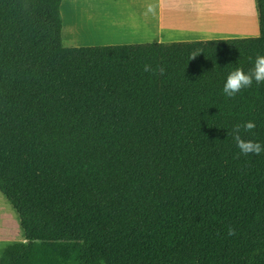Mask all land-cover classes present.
Wrapping results in <instances>:
<instances>
[{"label": "trees", "instance_id": "obj_1", "mask_svg": "<svg viewBox=\"0 0 264 264\" xmlns=\"http://www.w3.org/2000/svg\"><path fill=\"white\" fill-rule=\"evenodd\" d=\"M62 1L0 0V193L24 235L0 264H264V151L232 135L254 121L264 145V83L222 91L264 55V0L255 37L80 47Z\"/></svg>", "mask_w": 264, "mask_h": 264}, {"label": "crops", "instance_id": "obj_2", "mask_svg": "<svg viewBox=\"0 0 264 264\" xmlns=\"http://www.w3.org/2000/svg\"><path fill=\"white\" fill-rule=\"evenodd\" d=\"M60 11L62 40L73 47L259 34L254 0H63Z\"/></svg>", "mask_w": 264, "mask_h": 264}, {"label": "clouds", "instance_id": "obj_3", "mask_svg": "<svg viewBox=\"0 0 264 264\" xmlns=\"http://www.w3.org/2000/svg\"><path fill=\"white\" fill-rule=\"evenodd\" d=\"M198 53L199 52L193 53L190 59L194 58ZM143 70L145 72L151 71L154 74L156 72V70L152 69L150 65H145ZM164 72L165 69L163 67L158 69L160 75H163ZM254 81L256 84L264 83V55H257L254 67L247 72L244 71L243 67H237L235 70L229 72L222 89L223 94L229 98H234L242 89L251 87ZM255 126L254 121H246L243 125L237 124L233 127L232 135L241 154L260 155L261 152L264 151V145L260 142L245 140L240 135L241 128L246 132H251ZM228 234L234 235L235 232L233 229H229Z\"/></svg>", "mask_w": 264, "mask_h": 264}, {"label": "rangeland", "instance_id": "obj_4", "mask_svg": "<svg viewBox=\"0 0 264 264\" xmlns=\"http://www.w3.org/2000/svg\"><path fill=\"white\" fill-rule=\"evenodd\" d=\"M112 29V26L110 29L104 27L105 36L108 37L109 31ZM89 33L100 34V31H89ZM63 44L69 46L66 40ZM22 241H24V235L20 227L18 215L6 198L0 193V253L7 244Z\"/></svg>", "mask_w": 264, "mask_h": 264}, {"label": "bare ground", "instance_id": "obj_5", "mask_svg": "<svg viewBox=\"0 0 264 264\" xmlns=\"http://www.w3.org/2000/svg\"><path fill=\"white\" fill-rule=\"evenodd\" d=\"M218 13V12H217ZM105 18V17H104ZM113 20V19H112ZM121 21V20H120ZM125 23V22H124ZM130 23V22H129ZM124 25V24H123ZM127 28V27H126ZM126 30V29H125ZM129 30H130V28H129ZM123 30H121V32H122Z\"/></svg>", "mask_w": 264, "mask_h": 264}]
</instances>
